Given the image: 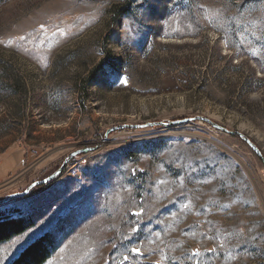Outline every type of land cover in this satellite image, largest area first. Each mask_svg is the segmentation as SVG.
<instances>
[{
  "label": "rangeland",
  "instance_id": "1",
  "mask_svg": "<svg viewBox=\"0 0 264 264\" xmlns=\"http://www.w3.org/2000/svg\"><path fill=\"white\" fill-rule=\"evenodd\" d=\"M0 74V264H264V0H0Z\"/></svg>",
  "mask_w": 264,
  "mask_h": 264
},
{
  "label": "trees",
  "instance_id": "2",
  "mask_svg": "<svg viewBox=\"0 0 264 264\" xmlns=\"http://www.w3.org/2000/svg\"><path fill=\"white\" fill-rule=\"evenodd\" d=\"M130 11V7L124 9L118 8L116 14L117 16H119V14L125 15ZM106 64L111 67L114 65L113 62H106L100 66L95 78L93 77L90 81L91 83L93 82L92 84L97 83L99 77L104 74L103 71ZM31 226V219H26L24 217H6L0 212V243L10 241L12 238L21 235ZM55 244V237L51 234H47L26 248L12 264H45L50 258L52 251L55 249Z\"/></svg>",
  "mask_w": 264,
  "mask_h": 264
},
{
  "label": "water",
  "instance_id": "3",
  "mask_svg": "<svg viewBox=\"0 0 264 264\" xmlns=\"http://www.w3.org/2000/svg\"><path fill=\"white\" fill-rule=\"evenodd\" d=\"M177 124H179V122L173 123V124H171V126H175V125H177ZM214 126H216V125H214ZM216 127H217L218 129H221V128L218 127V126H216ZM221 130L224 131V129H221ZM92 150H93V149H92ZM61 171H62V169H60V170L58 171L57 174H59ZM50 179H51V178H50ZM50 179H47V180H45V181H43V182H38V183L33 184V185L30 187L29 190L35 188L37 185H41V184L43 185V184H46L47 182H49ZM27 192H28V191H27ZM27 192L24 193V194H22V195H17V196H15V197H13V198L16 199V200H19L20 197L27 195Z\"/></svg>",
  "mask_w": 264,
  "mask_h": 264
}]
</instances>
